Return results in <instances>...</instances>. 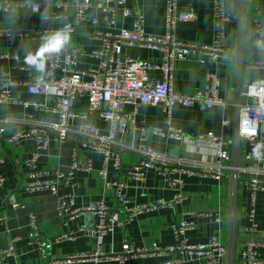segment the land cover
Segmentation results:
<instances>
[{"label":"crops","instance_id":"0c3cea01","mask_svg":"<svg viewBox=\"0 0 264 264\" xmlns=\"http://www.w3.org/2000/svg\"><path fill=\"white\" fill-rule=\"evenodd\" d=\"M21 2L26 0H9ZM41 5V11L36 13L29 9H1L0 10V77L3 72H8L18 84L13 87L14 100H37L49 111L36 112L32 104L27 106L18 102L0 103V120H2L6 132L12 133L26 126L25 121L33 116L54 121L57 114L51 111L55 101L53 96L30 94L26 82L31 76L41 77L49 70V62L44 74L37 73L24 63V56L28 51H35L41 44L44 36L20 35L16 33L10 46L7 30H57L65 26L71 27L72 41L62 51L60 58L66 63V57L79 48L81 53L77 57L78 69L98 67L102 58L94 54V51L103 48L102 35L99 33H117L123 27L131 29L134 26V16L124 18L120 13L114 25H109L105 14L97 8L90 10V20L76 23L72 11L64 12L56 5L57 0H32ZM96 1V0H92ZM237 0H226L227 12L235 19ZM214 0H178L181 12L193 14L188 22H181L176 28V36L179 40L199 45L211 44L215 32V17L213 10ZM127 5L139 10L144 15V29L150 35H163L166 32V0H129ZM245 13V66L243 69V81L247 85L253 80H264V68L255 69L254 63H264V51L257 46L261 38L256 29L258 25L264 26V0H246ZM62 14L60 20L47 18V15ZM226 43L231 48L227 56L214 61L206 53L190 56L185 60L176 62V74L173 80V88L181 93H194L206 84V76L209 72H216L222 79L223 87L221 96L226 105H214L202 109L199 105L184 106L177 104L172 110L170 124L162 105H141L134 114V123L128 130L117 137L114 149L121 154V168L118 170L114 162L104 163L101 153L90 148L86 144L93 141L89 135L79 132L81 118H72L70 121L71 132L68 140L58 142L51 140L48 149L40 156L39 165L49 171L46 178L53 176L54 171L69 172L71 170L73 152L77 148L81 158H90L94 169L91 172L77 171L74 178L75 185L70 188L73 194V208H83L97 201H104L113 209H120L113 189L109 186L114 180L125 184L124 192L130 206H145L130 222L123 226L114 227L105 235L103 252L106 255H116L122 251L125 241L135 246H149L153 242L161 245L175 243L172 229L174 221L182 218L193 220L196 227L188 230L189 243L200 244L207 242L215 231L228 232L229 199L227 179L218 180L212 176L201 174H185L175 172L176 167L198 168L203 163L214 162L216 152L210 145H197L189 138L204 132H214L224 137L230 143L232 126L225 124L227 119L233 120L234 113V57L231 54L235 48V21L226 24ZM10 54L12 56L7 55ZM121 58L128 56L148 60L154 64H160L163 60V52L159 48L142 47L138 44L124 45ZM56 77L62 76L60 70L56 71ZM153 78L161 79L159 70H152ZM73 108L88 114V120L95 123L103 133L109 129V122L97 118L89 112V102L86 98L77 97ZM125 110L134 112L132 105H127ZM182 130L185 138L182 141L159 135H145L140 130L159 127L167 130L169 126ZM148 144L153 150L164 154L171 165V174L180 176L183 180V192L186 199L176 204L173 208L168 205H156L158 200L172 202L178 190L169 185L166 176L155 168H150L145 181L138 182L128 176V172L135 164L143 159L141 148ZM37 150L33 139H24L12 143L0 139V173L5 181L0 188V214L7 217V226L0 223V250L9 246L11 240H16V254L10 258L11 264H40L42 259L29 244V219L33 210L38 217L43 236L53 244L52 255L58 260L57 264H118L115 259L100 257L95 260L90 257L86 260H67L68 256L75 254H94L96 252V237L92 229L96 227L99 218L93 214L77 216L74 219L63 222L55 207V198L48 189L28 190L26 184L33 180L30 176L31 168L27 161ZM242 154L245 156L252 151L247 141L242 142ZM106 168V177L100 175V171ZM10 196L23 203V206L13 207L8 200ZM255 207L256 220L259 230L254 234L246 233L242 227L248 224V212ZM124 211V210H122ZM120 211L122 220L127 218V213ZM208 217L209 220H203ZM221 218L218 223L217 218ZM219 224V228L215 227ZM83 226L87 228L81 230ZM74 231L73 239L57 240L61 234ZM238 233L244 237L256 238L262 241L257 246L259 257L264 260V191H257L255 203L252 204V193L249 187L240 180L239 204H238ZM225 240V239H224ZM245 241L238 244V251ZM174 256H140L133 258L131 264H168ZM170 264H200L194 254L180 256ZM237 264H242L237 258Z\"/></svg>","mask_w":264,"mask_h":264},{"label":"built area","instance_id":"2783aa9c","mask_svg":"<svg viewBox=\"0 0 264 264\" xmlns=\"http://www.w3.org/2000/svg\"><path fill=\"white\" fill-rule=\"evenodd\" d=\"M129 0H57L56 5L64 12L72 11L77 24L90 20L97 21L90 16V10L97 8L105 14L109 25H114L121 13L124 18L134 16V26L131 29L121 28L117 33L105 32L102 35L103 48L93 53L102 58L98 67L89 69H78L76 67L77 57L81 53L79 48L73 50L66 57L63 64L60 55L49 59V70L41 77L31 76L25 83L30 94L53 96L55 104L51 111L57 114L54 121L41 120L33 114L25 121V125L19 130L7 133L3 121L0 120V139L12 143L24 139H33L36 142L37 150L28 159L27 164L31 168L30 176L32 181L25 186L28 190L48 189L55 198L57 213L64 223L80 215L93 214L99 218V222L92 229L96 237V252L94 254H73L66 257L67 260H86L90 257L99 260L100 257L115 259L118 264H131L133 258L140 256H174L177 258L185 254H194L200 264H226L227 241L224 240L220 231L211 234L207 242L191 244L187 237L188 230L196 227V222L186 218L174 221L172 229L175 243L161 245L153 242L149 246L138 247L129 241H125L122 251L116 255H106L103 252V242L105 235L116 226H123L133 220L136 214L145 206H130L129 200L124 192L125 184L119 180L109 183L113 189L115 198L120 209H113L104 201L94 202L83 208H73L74 198L70 188L74 183L77 171L91 172L93 162L90 158H81L79 150L73 152L71 170L67 173L54 171L53 176L46 178L49 171L39 165L40 156L48 149L51 140L65 142L71 132L70 121L72 118H81L83 121L79 126V132L89 135L93 141L86 144L90 148L101 153L104 163L114 162L116 169L121 168V154L114 149L117 137L130 128L134 123V114L137 109L144 104L162 105L167 115L168 123L172 119V110L177 104L184 106L199 105L202 109L214 105H226V101L221 96L223 87L222 79L216 72H209L206 76V84L194 93H181L173 88V80L176 74V62L185 60L190 56L206 53L214 61L231 52V48L226 43V24L232 23L235 19L227 12L226 0H214L213 10L215 17V32L211 44L199 45L195 43L179 40L176 36V28L181 22H188L193 14L181 12L178 7V0H166V32L163 35H150L144 29V15L139 11L130 8ZM29 9L33 12H40L41 5L32 0L21 2H10L0 0L1 9ZM47 18L60 20L64 15H47ZM54 30L34 31L26 29L7 30L10 46L17 34L44 36ZM261 40H264V26L258 25L256 29ZM138 44L142 47L159 48L163 52V60L160 64H154L148 60L134 58L131 56L121 58L124 45ZM264 51V48H262ZM8 56H12L7 53ZM255 69L264 68V63H254ZM60 70L62 76L57 78L56 71ZM152 70L161 71L162 78L156 79L150 75ZM18 84L13 80L8 72H3L0 77V103L18 102L25 106L32 104L36 112L40 110L49 111L37 100H14L13 87ZM77 97L86 98L89 102V112L94 113L97 118L109 122L110 126L106 133L93 122H90L88 114L77 111L73 108L74 100ZM127 105L135 108L134 112L125 110ZM225 124L232 126V120L227 119ZM140 130L145 135H159L174 138L182 141L185 138L181 129L169 126L167 130L159 127L146 128L142 126ZM240 135L247 141L251 148L255 143L264 141V80H253L247 84V91L243 94L241 103ZM197 145H210L214 147L216 159L214 162L203 163L198 168L176 167L175 172L185 174H201L202 176H212L218 180L227 179L230 170V143L224 137L214 132H204L189 138ZM143 159L135 164L128 172V176L135 181L143 182L147 177L148 170L155 168L166 176L169 185L175 187L178 192L172 202L163 199L158 200L156 205H168L173 208L176 204L182 203L186 197L182 190L183 180L180 176L171 174V165L168 158L153 150L145 144L141 150ZM253 163L244 164L240 168L241 181L244 182L252 193V204L255 203L257 191H264V159H256L251 156V152L245 155ZM4 160L0 159V163ZM106 168L100 171L102 177H106ZM5 178L0 173V188L4 185ZM13 207L23 206V203L10 196L8 200ZM124 210V211H122ZM120 211L127 213V218L122 220ZM29 244L37 250L42 262L40 264H57L58 260L52 255V242L43 236L37 214L32 210L29 214ZM221 222V218L216 220ZM0 223L7 226V217L0 214ZM83 226L81 230L86 229ZM242 230L249 234L258 232V222L256 220V209L252 207L248 212V224ZM76 232L63 233L57 240L73 239ZM16 240H11L8 247L0 250V264H11L10 258L16 254ZM259 242L253 240L246 241L238 251L242 264H264V260L259 257L257 246ZM237 255V258H238ZM170 259V264L174 260Z\"/></svg>","mask_w":264,"mask_h":264},{"label":"water","instance_id":"95a60500","mask_svg":"<svg viewBox=\"0 0 264 264\" xmlns=\"http://www.w3.org/2000/svg\"><path fill=\"white\" fill-rule=\"evenodd\" d=\"M245 1L237 0L235 13V48L231 53L234 57V113L232 120V136L230 139V170L227 175L228 182V199H229V216H228V232H227V257L226 264H237L238 244L243 241L253 240L255 242L262 241L256 238L244 237L238 233V204H239V186H240V168L244 164L253 163L242 154V142L244 138L240 135L241 122V103L243 94L247 91V85L243 81V69L245 66V21L247 15L245 13ZM203 220H209L205 217ZM218 229L219 224L215 223Z\"/></svg>","mask_w":264,"mask_h":264},{"label":"clouds","instance_id":"9594fccd","mask_svg":"<svg viewBox=\"0 0 264 264\" xmlns=\"http://www.w3.org/2000/svg\"><path fill=\"white\" fill-rule=\"evenodd\" d=\"M71 27L65 26L50 33H46L42 38L40 46L35 51H28L24 56V63L33 68L37 73L44 74L50 58L58 56L70 45L72 41ZM257 46L264 48V40L257 41ZM251 156L256 159H264V141L254 144Z\"/></svg>","mask_w":264,"mask_h":264},{"label":"rangeland","instance_id":"374dc122","mask_svg":"<svg viewBox=\"0 0 264 264\" xmlns=\"http://www.w3.org/2000/svg\"><path fill=\"white\" fill-rule=\"evenodd\" d=\"M220 234L222 235V237L225 239V241H226V234L224 235V232L221 230L220 231Z\"/></svg>","mask_w":264,"mask_h":264}]
</instances>
